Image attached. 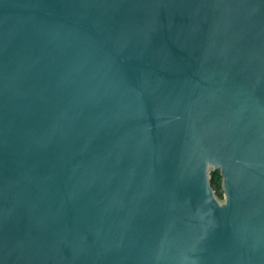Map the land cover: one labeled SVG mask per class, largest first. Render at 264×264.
Wrapping results in <instances>:
<instances>
[{"label":"water","instance_id":"water-1","mask_svg":"<svg viewBox=\"0 0 264 264\" xmlns=\"http://www.w3.org/2000/svg\"><path fill=\"white\" fill-rule=\"evenodd\" d=\"M0 264H264V0H0Z\"/></svg>","mask_w":264,"mask_h":264},{"label":"trees","instance_id":"trees-1","mask_svg":"<svg viewBox=\"0 0 264 264\" xmlns=\"http://www.w3.org/2000/svg\"><path fill=\"white\" fill-rule=\"evenodd\" d=\"M211 179V187L213 188L215 194L219 197L222 198V189H221V177L219 175L218 171H213L210 173Z\"/></svg>","mask_w":264,"mask_h":264}]
</instances>
